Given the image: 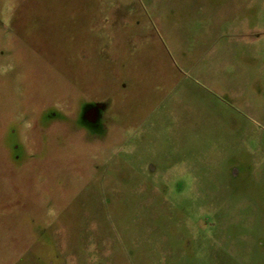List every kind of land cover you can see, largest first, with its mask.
<instances>
[{
    "label": "rangeland",
    "instance_id": "1",
    "mask_svg": "<svg viewBox=\"0 0 264 264\" xmlns=\"http://www.w3.org/2000/svg\"><path fill=\"white\" fill-rule=\"evenodd\" d=\"M0 264H264V0H0Z\"/></svg>",
    "mask_w": 264,
    "mask_h": 264
},
{
    "label": "flooded vegetation",
    "instance_id": "2",
    "mask_svg": "<svg viewBox=\"0 0 264 264\" xmlns=\"http://www.w3.org/2000/svg\"><path fill=\"white\" fill-rule=\"evenodd\" d=\"M89 117H90L91 119H94V116H93V115H90Z\"/></svg>",
    "mask_w": 264,
    "mask_h": 264
}]
</instances>
